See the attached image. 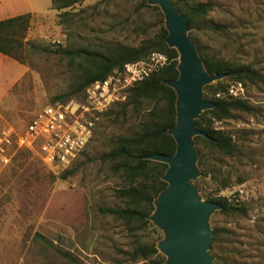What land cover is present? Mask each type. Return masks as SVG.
<instances>
[{
	"label": "rangeland",
	"instance_id": "obj_1",
	"mask_svg": "<svg viewBox=\"0 0 264 264\" xmlns=\"http://www.w3.org/2000/svg\"><path fill=\"white\" fill-rule=\"evenodd\" d=\"M194 1L213 5L200 30L189 31L194 46L228 62L251 65L261 78L254 85L244 83L250 112H235L213 124L232 137L236 155L203 150L202 164H197L199 186H194L203 201L224 197L247 209L245 215L216 211L210 216L212 230L225 229L216 250L219 264H264V0ZM28 13L32 17L23 42L51 51L137 46L165 28L162 12L147 0H84L61 11L53 9L51 0H0V20ZM215 25L222 28L215 30ZM20 57L22 61L0 54V264H66L36 235L70 252L80 264H158L157 255L135 259L132 250L138 244L157 248L164 238L161 230L151 223L135 235L99 212L121 205L116 190L124 184L101 157L118 136L140 127L152 102L125 112L114 108V114L95 124L82 155L66 168H51L16 141L33 115L61 103L54 99L67 92L77 66L55 53L30 52L28 45ZM64 103L75 109L82 101L71 97ZM158 254L165 264V256Z\"/></svg>",
	"mask_w": 264,
	"mask_h": 264
},
{
	"label": "trees",
	"instance_id": "obj_2",
	"mask_svg": "<svg viewBox=\"0 0 264 264\" xmlns=\"http://www.w3.org/2000/svg\"><path fill=\"white\" fill-rule=\"evenodd\" d=\"M83 1L51 0V3L53 9L61 11L73 8ZM171 2L181 14L189 16L188 26L195 30H200L206 16L213 9V5L209 2L201 3L194 0H171ZM67 14L66 11L59 16ZM31 17V14L28 13L0 20V54L22 61L20 53L23 51V46L28 45L30 52L55 53L69 59V63L72 65L76 64L77 69L73 83L69 85L67 92L56 97L54 101L64 103L71 97H77L78 100L82 101L86 87L95 81L105 79L113 71H121L128 64L146 60L153 52H160L167 56V64L129 89L122 104L117 103L104 114L95 117L97 124L103 116L114 114L113 109L116 107H119L120 112H125L128 108L136 109L143 101L152 102V106L146 112L140 127L134 133L118 136L112 142L110 149L101 157V160L107 163L114 173L120 175L124 184L116 190V198L121 202V205L101 208L99 212L121 221L128 231L135 235L143 232L151 226L148 218L154 212V200L167 186L161 180L167 165L149 160L148 156L154 154L172 156L176 150L173 138L167 134V131L176 123V94L172 88L163 82L178 78V53L164 43L167 31L162 26L159 33L152 38L143 40L137 46L118 44L107 47L103 51L90 50L85 47L51 51L23 42L30 27ZM221 28L220 25H215V30ZM189 37L193 41L192 32L189 33ZM195 46L206 72L210 75L224 76L223 80L203 88L205 91L204 99L211 102L213 107L203 111L195 121L197 128L207 136V138L201 136L193 138L194 149L199 158L197 164L200 166L203 150L217 152L227 157H233L237 153V147L232 137L216 129L213 126L214 122L231 119L235 112L247 113L252 109L249 101L245 99L219 98L216 95L224 93L228 83L232 81L254 85L260 82L261 78L257 70L251 65L228 62L213 55L205 54L197 44ZM73 172L74 169L66 171L62 179L73 174ZM194 185L198 187L199 182L196 180ZM205 201L216 202L221 206L217 214L230 216L246 214L247 209L235 200L229 202L224 197H205ZM223 232H225L223 228H213L210 251L215 256V264H219L216 250ZM35 239L60 255L66 264H80L70 252L59 250L53 246L50 240L39 235H36ZM154 255L160 258L158 264H163L164 259L158 254L154 244H138L132 250V256L135 259L146 260Z\"/></svg>",
	"mask_w": 264,
	"mask_h": 264
},
{
	"label": "water",
	"instance_id": "obj_3",
	"mask_svg": "<svg viewBox=\"0 0 264 264\" xmlns=\"http://www.w3.org/2000/svg\"><path fill=\"white\" fill-rule=\"evenodd\" d=\"M147 3L162 12L167 31L164 43L178 53V78L163 82L176 94V123L167 131L176 150L172 156H148L149 160L167 165L161 177L167 186L154 200V212L148 220L163 232L157 250L165 256V264H213L214 257L210 254L213 230L209 219L221 206L203 201L193 184L199 175L193 138H207L195 123L203 111L213 107L204 99L203 88L224 76L206 72L188 36L191 29L188 15L181 14L171 0H147Z\"/></svg>",
	"mask_w": 264,
	"mask_h": 264
},
{
	"label": "built area",
	"instance_id": "obj_4",
	"mask_svg": "<svg viewBox=\"0 0 264 264\" xmlns=\"http://www.w3.org/2000/svg\"><path fill=\"white\" fill-rule=\"evenodd\" d=\"M168 62L165 54L151 53L146 60L115 70L103 80L85 88L83 100L75 109L61 103L48 105L38 111L17 138V146L34 153L54 169L70 166L86 149L95 129V117L124 101L126 92L137 82L163 68ZM245 85L240 81L228 83L224 93L216 97L246 99Z\"/></svg>",
	"mask_w": 264,
	"mask_h": 264
}]
</instances>
